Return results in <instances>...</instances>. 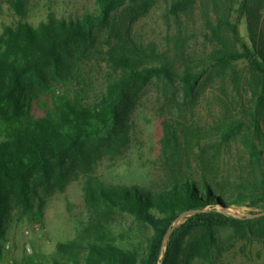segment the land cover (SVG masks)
Here are the masks:
<instances>
[{
	"label": "rangeland",
	"instance_id": "obj_1",
	"mask_svg": "<svg viewBox=\"0 0 264 264\" xmlns=\"http://www.w3.org/2000/svg\"><path fill=\"white\" fill-rule=\"evenodd\" d=\"M13 1L0 0V35L20 21L38 28L51 16L72 20L99 11L97 0H23L25 13L20 14ZM172 1L155 0L147 12L140 3H124L108 27L63 51L58 69L48 64L29 75L25 109L31 117H55L63 98L96 105L122 75L109 61L111 50L153 46L181 73L204 67L217 50L242 52L244 44L264 48V0H194L179 15L169 13ZM230 23L238 25L239 39ZM157 63L145 57L146 65ZM234 65L242 74L243 98L228 67L213 70L193 99H185L180 87L163 79L137 84L128 93L120 122L83 141L65 164L54 162L49 177L39 173L29 203L20 204L10 195L3 213L0 264H88L94 243L130 250L144 260L154 227L117 203L95 199L92 192L134 187L157 192L177 179L207 181L219 188L216 195L222 200H239L208 210L249 221L217 226L214 243L202 255L197 247L207 240L206 231L192 229L179 255H170L171 263L264 264V121L257 135L258 127L242 106L251 105L254 92L249 63ZM233 118L245 125L240 123L228 137ZM248 139L258 140L262 154L251 152ZM191 214L170 228L160 264L171 234Z\"/></svg>",
	"mask_w": 264,
	"mask_h": 264
},
{
	"label": "trees",
	"instance_id": "obj_2",
	"mask_svg": "<svg viewBox=\"0 0 264 264\" xmlns=\"http://www.w3.org/2000/svg\"><path fill=\"white\" fill-rule=\"evenodd\" d=\"M154 1L97 0L99 11L95 14L72 20L51 16L38 28L20 21L7 27L0 35V236L4 233L3 213L9 205L10 195H14L20 204L29 203L31 184L39 173L43 172L49 177L54 162L65 164L83 141L120 122L128 93L137 84H146L153 78L163 79L170 85L180 87L185 99H193L213 70L228 67L233 71L240 94L242 74L234 64L247 60L254 92L250 108L246 104L242 106L250 112L252 123L258 127L256 133L260 135L264 121V48L251 49L246 44L242 52L214 51L207 65L196 70L185 69L181 73L174 70L168 60L160 57L153 46L147 50H111L109 61L122 71V75L109 85L106 94L96 105L86 106L77 100L63 98L65 102L57 105L55 117L52 114L40 120L31 117L25 109V81L29 75L48 64L58 69L63 51L73 44L91 40L98 29L108 27L114 11L124 3H140V9L147 12ZM193 3L194 0H173L169 13L179 15ZM13 5L20 14L25 13L23 0H14ZM229 25L239 39L238 25ZM148 55L151 61L158 63L146 65L145 57ZM23 116L26 117L25 121ZM240 120L233 118V126L226 129L228 137L234 134L240 123L243 124ZM247 144L253 154H262L258 140L248 139ZM217 189L207 181L177 179L157 192L139 187L103 190L99 195L92 192L95 199L117 203L137 220L152 225L155 236L144 260L140 261L137 254L130 250L112 244L94 243L87 255L88 264H160L170 228L186 213L192 214L185 224L171 234L163 264H173L170 255H179L186 233L196 227H203L206 231L207 240L197 247L200 250L197 253L202 255L201 251L209 249L214 243L217 226L249 221L208 210L221 204L231 207L239 201L222 200L216 195Z\"/></svg>",
	"mask_w": 264,
	"mask_h": 264
},
{
	"label": "water",
	"instance_id": "obj_3",
	"mask_svg": "<svg viewBox=\"0 0 264 264\" xmlns=\"http://www.w3.org/2000/svg\"><path fill=\"white\" fill-rule=\"evenodd\" d=\"M166 242V241H165ZM164 251V250H163Z\"/></svg>",
	"mask_w": 264,
	"mask_h": 264
}]
</instances>
